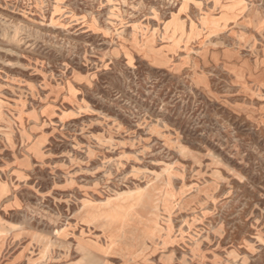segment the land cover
<instances>
[{
    "label": "rangeland",
    "instance_id": "rangeland-1",
    "mask_svg": "<svg viewBox=\"0 0 264 264\" xmlns=\"http://www.w3.org/2000/svg\"><path fill=\"white\" fill-rule=\"evenodd\" d=\"M5 189L21 264H264V0H0Z\"/></svg>",
    "mask_w": 264,
    "mask_h": 264
},
{
    "label": "crops",
    "instance_id": "crops-1",
    "mask_svg": "<svg viewBox=\"0 0 264 264\" xmlns=\"http://www.w3.org/2000/svg\"><path fill=\"white\" fill-rule=\"evenodd\" d=\"M6 189L4 195L0 198V264H21L22 261H28V255L24 254L22 247V234L17 231V223L8 222L4 219L2 213L7 208ZM86 226V225H85ZM84 226V227H85ZM80 241L88 243L87 248H82L96 260H103L106 254L97 247V244L104 248L103 237L100 240L90 238L89 241L85 237L78 238ZM20 248L18 249L17 247ZM102 248V249H103ZM14 250V253L12 251ZM11 254V256H8Z\"/></svg>",
    "mask_w": 264,
    "mask_h": 264
}]
</instances>
